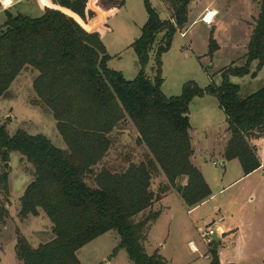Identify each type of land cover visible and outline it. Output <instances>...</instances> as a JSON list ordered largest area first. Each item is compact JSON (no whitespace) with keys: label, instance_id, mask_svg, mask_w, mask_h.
Segmentation results:
<instances>
[{"label":"trees","instance_id":"trees-1","mask_svg":"<svg viewBox=\"0 0 264 264\" xmlns=\"http://www.w3.org/2000/svg\"><path fill=\"white\" fill-rule=\"evenodd\" d=\"M45 12L40 17L6 10L0 26V97L6 96L13 82L27 67L38 71L33 87L39 101L49 108L67 147L55 145L46 135L30 134L23 129L9 134L0 125V161L10 160L17 151L34 166V179L21 197L20 216L38 215L42 209L53 223L54 237L38 247L20 235L16 254L22 264H83L78 251L110 230H116L120 242L113 255L125 249L134 264H169L158 251L149 254L144 241L150 223L160 211H150L160 199L151 190L155 164L174 184L183 176L187 185L182 198L197 205L211 195L200 169L192 162L190 103L197 96L217 97L226 115L230 138L225 158L239 159L245 174L261 166L256 132H264V87L241 96L240 85L232 76L255 77L264 67V0L253 29L246 61L241 66L222 70V83L203 88L190 81L176 96L162 90V55L172 46L173 37L188 23L193 0H167L173 18L163 19L151 0H144L148 19L133 48L140 70L133 80L108 66L112 56L100 38L110 31L107 18L115 10L103 13L97 0H42ZM4 5L5 0H0ZM164 32V33H163ZM163 33L156 53L157 73L149 77L146 67L150 53ZM214 39L209 53L214 52ZM257 67L252 72V64ZM126 118L136 126L138 142L145 144L153 160L131 162L121 172L103 167L95 174V186L87 177L95 173L112 145L110 134ZM8 172L0 174V190L9 193ZM8 215L0 202V223ZM213 242L210 264H222Z\"/></svg>","mask_w":264,"mask_h":264},{"label":"rangeland","instance_id":"rangeland-1","mask_svg":"<svg viewBox=\"0 0 264 264\" xmlns=\"http://www.w3.org/2000/svg\"><path fill=\"white\" fill-rule=\"evenodd\" d=\"M5 1V5L0 2V26L7 19L6 10L12 14L23 13L31 17H40L45 12L42 0ZM123 1H125V5L120 7ZM151 2L161 18H173V9L167 0H151ZM98 5L102 10H116L113 16L107 18V22L113 27V30L100 33L101 40L112 56L108 66L121 71L126 79L133 80L140 70V63L133 43L141 35L142 26L148 19L144 0H98ZM117 9L119 10L117 11ZM211 10H216L217 14L214 16L213 22L208 24L204 18ZM259 11L258 0H193L189 5V20L186 27L175 33L170 50L162 55V77L164 78L162 90L165 95L181 94L183 86L190 81L196 82L203 88L213 83L220 85L223 80L222 70L224 68L231 65H243ZM195 21L198 22L194 23ZM180 31L187 32V36H181ZM163 33L158 35V42L150 53L151 58L146 67L147 75L152 78L157 73L155 51L158 45L163 42ZM212 39H214V52L211 55L209 50ZM257 64V61L252 64V72L256 69ZM37 75V70L27 67L13 82L8 94L0 97V125H5L11 135L19 129L30 134L42 133L58 147L66 148L67 145L57 129L56 120L51 110L39 101L34 90L33 82ZM231 81L240 85V94L246 97L264 87V67L255 77L251 74L232 76ZM8 116L12 117L11 121L7 120ZM189 116L192 130L196 126L202 128L211 123H215L216 128L218 127L217 130H220L219 128L224 124L228 125L226 115L220 108L217 97L213 95L195 97L190 103ZM139 135L136 126L129 118L123 120L110 134L111 148L103 161L96 166L95 173L87 177V182L95 186V174L103 167L109 168L113 172H121L131 162L139 164L153 160L147 146L137 141ZM254 135L251 142L254 144L253 142L257 140L258 157L264 162V132L258 131ZM211 145L213 144L202 145L205 151L203 163L206 165V175L211 183L210 187L216 190L218 186L225 183L221 180L225 165L220 152H210ZM215 146L217 144L213 145V147ZM8 162L9 169L7 170L5 162L0 161V174L4 171L9 173V193L6 194L4 190H0V202L5 203L8 209V215L0 223V264H22L16 254L19 236H25L33 247H38L54 237L53 223L42 209H39L38 215L29 214L26 218L20 216L21 197L27 185L34 179V166L17 151L11 153ZM214 162L215 164H213ZM235 164L234 168L232 167L233 174L237 173ZM155 166L151 190L160 199L169 190L174 195H171L164 204L171 206V209L165 212L161 225L152 228L154 221L148 226L147 239L144 241L147 252L150 254L147 245L149 234L152 237H161L162 235V242L167 244L164 254L167 256L169 264H209L203 255L205 250L210 251L212 244L207 245L201 236V231L198 232L194 228L192 233L188 229L184 231L185 228H183V223L185 225V221L193 216V214H188L189 208L182 203L181 199V191L188 181L183 176L172 184L159 165L155 164ZM179 185H182V189H179ZM228 192L230 191H227L226 194ZM223 197L224 195H221L218 199L221 200ZM164 205H157L146 210L137 217V220H141L151 210L157 211ZM234 208L235 206L232 204L229 206V209L234 210ZM260 213L264 216V207L260 208ZM210 222L200 224L203 227L202 230L206 229ZM249 232L250 230L247 228V233L249 234ZM189 233L192 234V237L188 236ZM190 239L197 244L200 251H193L188 243ZM119 242L118 232L110 230L82 247L78 251V256L83 264H107L108 260L111 261L110 264H134L125 249H120L116 255H113ZM241 245L240 242L239 245L226 249L222 254L223 258L228 261L227 264H264V229L260 236L249 240L244 246L245 251L249 254V258L245 262L238 261Z\"/></svg>","mask_w":264,"mask_h":264},{"label":"crops","instance_id":"crops-1","mask_svg":"<svg viewBox=\"0 0 264 264\" xmlns=\"http://www.w3.org/2000/svg\"><path fill=\"white\" fill-rule=\"evenodd\" d=\"M96 5L103 13L115 10H102L98 5V0L96 1ZM124 5L125 1L121 3L120 7ZM118 10L119 9H117V11ZM115 12L109 17L113 16ZM197 22L198 21H195L194 23ZM109 26L111 28L110 31H112L113 27L110 24ZM185 31H180L181 36H183L182 33ZM185 33L186 37L187 32ZM217 128L215 123H211L206 124L202 128L196 126L193 128V130H191L192 145L194 148V153L191 159L194 165H196L200 169L206 182L210 187L211 183L208 181L206 175V165L203 163L205 151L202 145L217 144V146L215 147H213V145L210 146V152L217 151L220 152L222 156V162L225 165V170L223 171L221 180L225 181V183H223V185L221 186H218L216 190H213V188L210 187L212 192L211 195L197 205H188L185 200L180 196L183 201L182 203L186 204L189 208V210L187 211L188 214H193V216H191L189 219L190 222L189 220H187L185 221V225L183 223V228H185L184 231L188 229L189 231H192V233L194 232L193 229L195 228L199 232L203 229L200 224H205L206 222L211 221L207 225V227L210 226L217 229V234L215 235V237H220L218 254L221 263H228V261H226L222 256V254L225 253L226 249H229L234 245H239L240 242L242 245L240 251V258L238 259V261L245 262L249 258V254L245 251L244 246L248 243L249 240H252L256 236H260L262 234V230L264 229V216L262 215V213H260V208L264 207V162L260 160L261 166L258 169L249 174H245L239 159L235 158L228 160L225 158V148L230 138L228 125L224 124L221 128H219L220 130H217ZM205 139L208 140V142H206ZM209 141H211L212 143ZM256 141L253 143L257 146ZM234 163H236L235 165L237 167V173L235 174L232 173ZM213 164H215V162ZM185 179L186 181H188L187 176H185ZM227 191L230 192L226 194ZM171 195H174V193L169 190L167 194L163 196L160 200H155L152 207L154 208L157 205H164L167 199L171 197ZM221 195H224V197L220 200L218 199V197ZM231 204L235 206L234 210L229 209V206ZM170 209L171 206L169 205H164L163 207L158 208L157 211H160V216L151 227L156 228L161 225V220L164 217L165 212L169 211ZM247 228L250 230L249 234L247 233ZM188 236L192 237V234L189 233ZM162 240V235L161 237H152L149 234V239L147 241L148 251H150V254L154 253L155 251H158L168 260L167 256L164 254V249L167 248V244L162 242ZM190 242L194 241L190 239L188 242L189 245ZM198 251H200V249ZM203 257L206 258L210 264L211 254L208 250L204 251ZM110 262L111 261L109 260L106 261L107 264H110Z\"/></svg>","mask_w":264,"mask_h":264},{"label":"built area","instance_id":"built-area-1","mask_svg":"<svg viewBox=\"0 0 264 264\" xmlns=\"http://www.w3.org/2000/svg\"><path fill=\"white\" fill-rule=\"evenodd\" d=\"M204 21L208 24L211 23L209 20H207V18H204ZM182 35L185 36L186 33L183 32ZM216 234H217V229L210 226L201 231V236L203 240L207 243V245L212 244L215 241ZM190 246L194 251L199 250V248L196 246L194 242H190Z\"/></svg>","mask_w":264,"mask_h":264},{"label":"water","instance_id":"water-1","mask_svg":"<svg viewBox=\"0 0 264 264\" xmlns=\"http://www.w3.org/2000/svg\"><path fill=\"white\" fill-rule=\"evenodd\" d=\"M7 120L8 121H11L12 120V117L11 116H8L7 117ZM5 167H6L7 170L9 169V162L8 161L5 162ZM179 189H182V185H179ZM219 240H220V237L219 236L218 237H215V242H218ZM215 247L218 248L219 245L216 244Z\"/></svg>","mask_w":264,"mask_h":264},{"label":"bare ground","instance_id":"bare-ground-1","mask_svg":"<svg viewBox=\"0 0 264 264\" xmlns=\"http://www.w3.org/2000/svg\"><path fill=\"white\" fill-rule=\"evenodd\" d=\"M215 15H216V10H211L207 14V17L206 18H207V20H209L212 23Z\"/></svg>","mask_w":264,"mask_h":264}]
</instances>
